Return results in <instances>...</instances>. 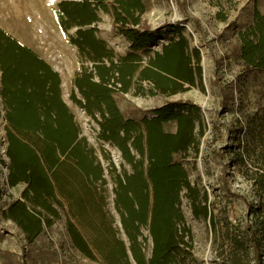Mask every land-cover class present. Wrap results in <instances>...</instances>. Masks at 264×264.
I'll return each mask as SVG.
<instances>
[{"label": "rangeland", "instance_id": "obj_1", "mask_svg": "<svg viewBox=\"0 0 264 264\" xmlns=\"http://www.w3.org/2000/svg\"><path fill=\"white\" fill-rule=\"evenodd\" d=\"M45 0L38 17L36 8L26 0H0V28L31 47L62 79V97L81 128V137L95 150L103 166L102 179L72 170L66 160L65 189H57L53 207H37L44 218L40 234L30 240L27 234L5 216L9 204L21 198L25 183L8 182L10 159L5 106L1 96L0 71V264H128L121 243L130 251L124 230L123 210L117 205V179L133 172V165L116 145L101 137L99 112L96 117L72 100V93L85 101L75 80L84 72H96L93 52L85 54L72 42L78 26L64 28L59 3ZM145 12L138 25L153 31L160 39L137 54L143 66L162 45L182 29L191 48L200 53L201 77L195 84L176 93L154 92L150 80L138 70L128 91L117 87V106L127 118L141 123L156 107L172 101H191L201 108L204 133L197 137L198 150L181 155L192 191L183 190L181 209L184 225L192 231L190 252L182 250L177 264H251L249 226L264 190L258 175L264 167V69L248 65L242 54V33L254 23L255 10L264 13V0H143ZM93 6L94 3H93ZM96 7V6H95ZM107 10L97 8L98 21L83 28L96 27V35L114 50L115 61L132 51L131 42L115 27V2L107 0ZM23 20L13 24L12 17L22 9ZM19 16V15H18ZM39 18V19H37ZM109 63L108 60H106ZM96 74V73H95ZM95 79H98L96 74ZM164 128L175 132L176 122ZM139 158V154L136 153ZM208 195L212 217H197L194 203ZM73 230L82 234L88 253L81 250ZM141 241L150 258L153 239L150 229L142 228Z\"/></svg>", "mask_w": 264, "mask_h": 264}, {"label": "trees", "instance_id": "obj_2", "mask_svg": "<svg viewBox=\"0 0 264 264\" xmlns=\"http://www.w3.org/2000/svg\"><path fill=\"white\" fill-rule=\"evenodd\" d=\"M107 0L63 1L59 3L64 28L80 27L72 42L82 52H93L97 62L94 72H84L75 83L85 101L72 93V100L96 117L101 137L119 147L133 172L117 179V205L123 210L122 222L129 238L130 251L137 264H177L183 247L193 240L192 231L184 225L181 209L183 190L193 186L181 162V155L198 150L197 137L204 133L202 108L191 101H172L156 107L141 123L127 118L117 106V87L128 91L135 73L140 70L150 80L154 92L176 93L195 84L201 77L200 53L191 48L187 36L179 29L176 36L154 51L145 66L137 54L160 38L149 29H140L145 12L143 0H114L115 27L132 44V51L115 61L114 50L96 35V27L83 28L98 21L97 8L107 10ZM94 5L96 6H93ZM254 23L242 33V54L248 65L264 69V13L255 10ZM109 61V63L106 62ZM1 96L5 106L10 159L8 182L25 183L21 198L14 199L5 211L27 234L36 238L50 219L37 213V207L52 209L57 189H65V162L69 168L91 178L102 179L104 170L96 161L95 150L81 137V128L62 97V79L46 60L31 47L0 28ZM176 122L175 132L164 128ZM1 143V139H0ZM139 154V158L136 157ZM264 190V167L258 175ZM249 226L251 264H264V193ZM197 217H212L208 195L194 203ZM150 229L153 249L147 257L141 236ZM79 247L88 253L82 234L73 230ZM190 252L191 244L188 245ZM123 257L132 264L127 247L121 243Z\"/></svg>", "mask_w": 264, "mask_h": 264}, {"label": "bare ground", "instance_id": "obj_3", "mask_svg": "<svg viewBox=\"0 0 264 264\" xmlns=\"http://www.w3.org/2000/svg\"><path fill=\"white\" fill-rule=\"evenodd\" d=\"M44 1L45 0H26V2L28 3V6L26 5V8H29V7L36 8L38 17H43L42 15L45 14V11L43 10V8H41V4ZM47 1H49L51 4H54L56 0H47ZM25 9L23 8L20 12L18 10V12H17L18 14L16 15L17 17L11 18V20L13 21V24L16 23L18 20H20V21L23 20L24 11H27ZM37 19H39V18H37Z\"/></svg>", "mask_w": 264, "mask_h": 264}, {"label": "water", "instance_id": "obj_4", "mask_svg": "<svg viewBox=\"0 0 264 264\" xmlns=\"http://www.w3.org/2000/svg\"><path fill=\"white\" fill-rule=\"evenodd\" d=\"M56 70V69H55Z\"/></svg>", "mask_w": 264, "mask_h": 264}]
</instances>
